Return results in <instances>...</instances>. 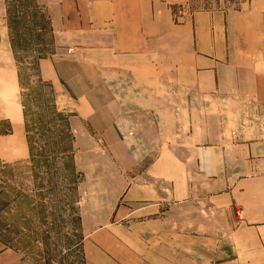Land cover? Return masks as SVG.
<instances>
[{
    "label": "crops",
    "instance_id": "0c3cea01",
    "mask_svg": "<svg viewBox=\"0 0 264 264\" xmlns=\"http://www.w3.org/2000/svg\"><path fill=\"white\" fill-rule=\"evenodd\" d=\"M38 2L56 39L39 78L60 85L65 56L110 89L77 98L124 183L86 264H264V0ZM0 264L28 262L0 239Z\"/></svg>",
    "mask_w": 264,
    "mask_h": 264
},
{
    "label": "rangeland",
    "instance_id": "374dc122",
    "mask_svg": "<svg viewBox=\"0 0 264 264\" xmlns=\"http://www.w3.org/2000/svg\"><path fill=\"white\" fill-rule=\"evenodd\" d=\"M205 2L195 9L212 7ZM46 15L38 0H0V239L28 264H86L87 238L116 223L123 166L76 111L85 94L108 105L110 89L87 84L65 56L60 85L39 78L40 61L56 52ZM108 230L116 248L117 227Z\"/></svg>",
    "mask_w": 264,
    "mask_h": 264
},
{
    "label": "built area",
    "instance_id": "2783aa9c",
    "mask_svg": "<svg viewBox=\"0 0 264 264\" xmlns=\"http://www.w3.org/2000/svg\"><path fill=\"white\" fill-rule=\"evenodd\" d=\"M71 51V50H70Z\"/></svg>",
    "mask_w": 264,
    "mask_h": 264
}]
</instances>
